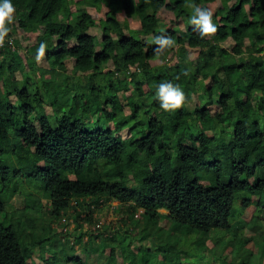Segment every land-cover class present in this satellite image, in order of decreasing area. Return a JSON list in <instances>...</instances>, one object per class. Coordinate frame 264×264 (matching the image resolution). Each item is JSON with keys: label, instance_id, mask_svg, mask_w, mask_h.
<instances>
[{"label": "trees", "instance_id": "obj_1", "mask_svg": "<svg viewBox=\"0 0 264 264\" xmlns=\"http://www.w3.org/2000/svg\"><path fill=\"white\" fill-rule=\"evenodd\" d=\"M215 1L218 31L201 38L191 5ZM12 3L0 47V264H31L30 248L50 245L59 252L42 264L264 259V0ZM83 5L105 10L95 20ZM161 33L175 46L157 53ZM165 81L184 90L181 108L160 107ZM114 200L126 227L97 226L96 209ZM67 217L69 244L53 231Z\"/></svg>", "mask_w": 264, "mask_h": 264}, {"label": "rangeland", "instance_id": "obj_2", "mask_svg": "<svg viewBox=\"0 0 264 264\" xmlns=\"http://www.w3.org/2000/svg\"><path fill=\"white\" fill-rule=\"evenodd\" d=\"M217 4H220V1H215V2H212L210 3L209 5L208 4H204L203 5L205 7H209L211 9H214L216 7ZM74 7V6H73ZM83 8H85L87 11H89L91 14H92V17L97 20L100 16L103 15L104 13V10H105V7L102 6L100 10H97L95 9L94 7H91V6H86V5H83ZM159 19H160V26H163L164 22L162 21V17L161 15L159 16ZM180 22H182L180 20ZM134 25V21H131V26ZM99 29L97 26L93 27L92 28V32L94 33H98ZM14 38H17V37H20L17 33L13 35ZM30 41H27V43L29 44ZM248 43L249 40L247 41ZM246 42V44H247ZM196 54L197 52L195 50H189V58L192 60H194V58L196 57ZM38 63V62H37ZM48 62L42 58L41 61L38 63L40 65H43V66H48L47 64ZM67 68H71V62L68 61L67 62ZM124 94V93H123ZM128 94V93H126ZM121 101H125L124 98H121ZM194 101H197L196 97H194ZM47 108V111H50V107L49 106H46ZM124 110L125 112H128V107L127 106H124ZM129 133L128 129L127 128H123L121 131H120V134L123 135V136H126L127 134ZM255 179H257V176L252 178L251 180L254 181ZM254 198H257L256 195H253ZM23 194L22 193H14L10 199V203L12 204L13 207H21L23 206ZM116 204H117V201H113L111 202L109 205H104V206H100L99 208L100 209H96V221L100 224V225H97V226H101V225H104V224H109V226L111 228H118V227H126V225L123 223V222H120V217L122 216V214L125 215L124 212H122L119 208H116ZM8 211L9 208H7ZM28 210V209H27ZM252 211H253V207H248L244 213V215L240 218H238V220L236 221V225L238 224L239 226H245L244 224L246 223L247 220H249L251 214H252ZM10 213V212H9ZM3 215V214H2ZM2 215L0 214V219H2ZM84 215V212L83 214ZM261 216L264 218V212L261 214ZM62 222H64L65 224L62 226V225H58L57 223L55 224V227H54V230L55 232H60V231H67V233H69L68 235V238L66 240V242H69L72 243L73 242V236H71L74 231H75V221L73 220V217H70V218H66L62 220ZM122 224V225H121ZM95 225L93 224H88L86 223L84 228H88V230H93L92 228L94 227ZM245 234L247 235H251V231L250 230H246L244 231ZM86 238V237H85ZM84 238V239H85ZM127 240V239H126ZM147 244H149V246H154L156 245L157 241L152 240V239H148L146 241ZM152 244V245H151ZM251 246H253L252 244H250ZM254 247H256L254 245ZM46 250L42 253L39 252V250L37 249V247H31L30 248V254L32 255L31 256V259L29 260V262L31 264H42L43 260L45 259H48L50 258L51 256L55 255L56 253L59 252V250L55 247H53L52 245L50 246H47L45 248ZM73 251V250H72ZM81 249H80V246L79 245H75L74 246V253H78V254H81V256L83 257V254L81 253ZM205 255V258L208 259V258H211L210 255L208 254H204ZM91 259V258H90ZM92 260V259H91ZM253 264H260V263H264V259H260L258 257V252H256L255 256H254V259H253Z\"/></svg>", "mask_w": 264, "mask_h": 264}, {"label": "clouds", "instance_id": "obj_3", "mask_svg": "<svg viewBox=\"0 0 264 264\" xmlns=\"http://www.w3.org/2000/svg\"><path fill=\"white\" fill-rule=\"evenodd\" d=\"M194 14L191 15L189 23L195 26L201 38L214 36L218 31V26L213 22L214 11L209 7L191 5ZM16 8L12 0H0V47L4 46L5 37L11 31L8 25L15 21ZM11 43V41H9ZM153 43L159 45L155 49L157 53H162L167 48L175 46L174 39L166 33L157 35ZM47 45L45 42L40 44L36 54V61L39 63L45 56ZM156 96L160 102V107L165 111H173L181 108L186 101V94L179 84L171 81L160 83L156 87Z\"/></svg>", "mask_w": 264, "mask_h": 264}]
</instances>
